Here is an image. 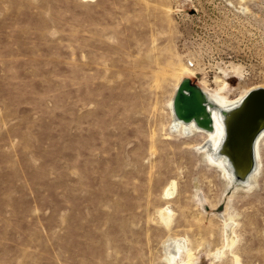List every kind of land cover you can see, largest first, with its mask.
Returning a JSON list of instances; mask_svg holds the SVG:
<instances>
[{"label":"rangeland","instance_id":"374dc122","mask_svg":"<svg viewBox=\"0 0 264 264\" xmlns=\"http://www.w3.org/2000/svg\"><path fill=\"white\" fill-rule=\"evenodd\" d=\"M184 65L229 99L264 86V0H0V264H167L170 237L264 264V140L254 187L225 192L170 126Z\"/></svg>","mask_w":264,"mask_h":264},{"label":"water","instance_id":"95a60500","mask_svg":"<svg viewBox=\"0 0 264 264\" xmlns=\"http://www.w3.org/2000/svg\"><path fill=\"white\" fill-rule=\"evenodd\" d=\"M204 90L189 77L182 79L174 96L179 118L195 119L205 128L214 127V117ZM224 138L216 155L224 156L234 181L248 182L258 165L257 139L264 131V86L251 89L236 105L222 109Z\"/></svg>","mask_w":264,"mask_h":264},{"label":"bare ground","instance_id":"6f19581e","mask_svg":"<svg viewBox=\"0 0 264 264\" xmlns=\"http://www.w3.org/2000/svg\"><path fill=\"white\" fill-rule=\"evenodd\" d=\"M188 76L195 77L194 69L184 65L181 67V72L176 80L174 94L170 99L169 108L171 117V128L177 132H184L189 136L202 135L204 137L202 142L199 144L201 149L200 151L203 154V158L206 159L212 165V167H215L220 172L221 177L224 180L223 183L225 184V192L227 191L228 193H231L238 190H247L253 188L256 182L258 181L260 171L263 168V160L260 154V146L262 144V141L264 140V131L259 135L257 139L258 165L253 174L249 177L247 183H236L234 181L233 174L231 173V169L226 164L225 157L216 155L217 148L220 146L224 138L222 109H226L238 104L253 88L251 87L249 91L247 90L238 95L237 97L229 99L223 94L224 90L226 89V86L224 85L225 82L217 89H212L209 88L206 83H204V81H198L197 84L204 90L207 98L213 103V105L211 103L208 104L209 110L214 117V127L209 129L199 125L195 119L187 121L185 119L179 118L174 110V96L176 90L180 85L182 79L187 78ZM256 87H259V85H256L254 88ZM175 186L176 180L171 181L168 187L166 188L165 195L170 196L171 194H173ZM203 205H205L204 202ZM224 211L225 210L219 209L217 213L220 216H224ZM159 215L161 221L167 227H170L172 225L173 211L169 207H163L161 210H159ZM231 222H226V238L228 241V245L232 246L236 241V237L232 227L233 224L231 225ZM164 248L166 251L164 260L167 262V264H193L194 252L192 248L187 243H185L184 240H182V238H168L164 243ZM236 260L238 264H240L239 256L237 255Z\"/></svg>","mask_w":264,"mask_h":264}]
</instances>
